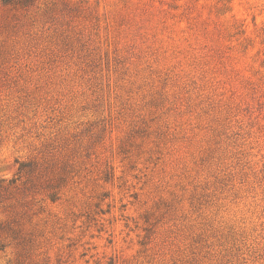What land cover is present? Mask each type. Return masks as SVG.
<instances>
[{
	"label": "rangeland",
	"instance_id": "obj_1",
	"mask_svg": "<svg viewBox=\"0 0 264 264\" xmlns=\"http://www.w3.org/2000/svg\"><path fill=\"white\" fill-rule=\"evenodd\" d=\"M0 264H264V0H0Z\"/></svg>",
	"mask_w": 264,
	"mask_h": 264
},
{
	"label": "trees",
	"instance_id": "obj_2",
	"mask_svg": "<svg viewBox=\"0 0 264 264\" xmlns=\"http://www.w3.org/2000/svg\"><path fill=\"white\" fill-rule=\"evenodd\" d=\"M3 4H20V3H28L32 0H1Z\"/></svg>",
	"mask_w": 264,
	"mask_h": 264
}]
</instances>
